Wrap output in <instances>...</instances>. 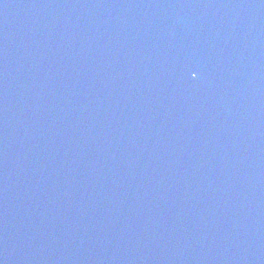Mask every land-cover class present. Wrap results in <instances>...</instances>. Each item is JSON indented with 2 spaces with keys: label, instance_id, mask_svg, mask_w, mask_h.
<instances>
[{
  "label": "water",
  "instance_id": "1",
  "mask_svg": "<svg viewBox=\"0 0 264 264\" xmlns=\"http://www.w3.org/2000/svg\"><path fill=\"white\" fill-rule=\"evenodd\" d=\"M0 264H264V0H0Z\"/></svg>",
  "mask_w": 264,
  "mask_h": 264
},
{
  "label": "snow or ice",
  "instance_id": "2",
  "mask_svg": "<svg viewBox=\"0 0 264 264\" xmlns=\"http://www.w3.org/2000/svg\"><path fill=\"white\" fill-rule=\"evenodd\" d=\"M191 75L195 78L198 75V73L195 70H193Z\"/></svg>",
  "mask_w": 264,
  "mask_h": 264
}]
</instances>
